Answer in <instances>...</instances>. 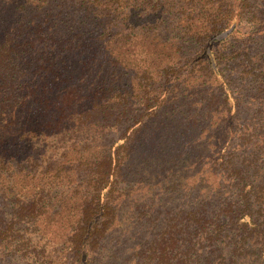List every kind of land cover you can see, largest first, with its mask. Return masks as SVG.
Here are the masks:
<instances>
[{
    "label": "trees",
    "instance_id": "trees-1",
    "mask_svg": "<svg viewBox=\"0 0 264 264\" xmlns=\"http://www.w3.org/2000/svg\"><path fill=\"white\" fill-rule=\"evenodd\" d=\"M173 33L197 53L170 60ZM140 50L168 63L128 80ZM134 101L144 114L114 142L58 167L89 189L64 242L75 264H264V0H0V172L36 141L104 133ZM164 128L173 152L141 156ZM176 191L156 234L121 228L122 196L150 211Z\"/></svg>",
    "mask_w": 264,
    "mask_h": 264
},
{
    "label": "rangeland",
    "instance_id": "rangeland-1",
    "mask_svg": "<svg viewBox=\"0 0 264 264\" xmlns=\"http://www.w3.org/2000/svg\"><path fill=\"white\" fill-rule=\"evenodd\" d=\"M168 36L169 43L174 42L175 48H178L174 52L175 54L169 56L170 60L190 58L199 50L195 43L182 38L181 35L173 33ZM168 36L166 35L164 40ZM167 60L168 58L162 57L158 53L151 54L147 50H140L136 55V69L132 68L124 74L130 80L136 76V73L139 74L147 66L149 67L151 62H154V67L151 66L159 74V68L166 65ZM154 75L156 76V74ZM141 82L143 86L141 92H135L140 95L147 94L149 89L153 88L150 87L152 81ZM128 83L133 86L129 81ZM155 83L154 86H157V81ZM127 108L129 110L126 114H121L116 119V123L99 135L79 134L75 138H70L71 135H68L63 138H48L38 142L31 139L37 143L36 147H29L30 150H26L29 153L28 156H31V161H27L29 159H26V155L23 154L12 157V161H8L11 164L5 169L2 168L3 171L0 172V264H75L64 242L72 230L70 226L80 212L79 208L74 209L73 203L79 199L84 201V196H88L89 189L82 184L81 174L70 172V163L65 165L67 172L63 175L59 172L58 167L62 162L68 161V158H64L63 155L68 152L69 148L85 145V142L93 145L91 154L97 155L104 148L103 146L107 147L114 142L126 127L132 125L135 119L143 115L146 107L143 103L134 101ZM167 117L164 115L162 119ZM143 120L146 121L148 118L144 117ZM159 132H164V135H167L163 136L162 144H151L147 137L150 135L149 133L139 143L137 142V150L141 156L145 157V152L152 157L148 160L157 159L162 153H165L163 155L166 159L168 158L167 154L173 152L171 151L174 148L172 141L178 137L172 135L165 128ZM93 137L97 142L92 139ZM91 154L85 153L89 157ZM175 172L172 173L175 174V177L170 176L172 178L170 182L175 181L178 184ZM2 180L4 182H1ZM125 186L127 185H121L127 190L128 186ZM161 195L164 194L161 193ZM121 198L122 204L119 207L122 213L123 226L121 228L142 230L143 234L149 232L150 229L156 234L171 218L172 212L177 210L171 206H179L180 202L185 200L181 194L178 195L177 191L171 192L167 196H163L162 199L156 197L158 203L155 202L156 206L152 205V209L148 211L143 209L149 199L145 197L144 193L133 192L127 197L122 196ZM32 205L34 213H31L32 210L29 211V206ZM144 210L148 212L144 214ZM137 218H142V220L138 219L137 221Z\"/></svg>",
    "mask_w": 264,
    "mask_h": 264
}]
</instances>
